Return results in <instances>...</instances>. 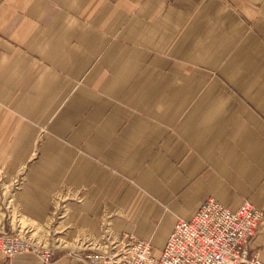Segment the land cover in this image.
Returning a JSON list of instances; mask_svg holds the SVG:
<instances>
[{"label": "crops", "instance_id": "obj_1", "mask_svg": "<svg viewBox=\"0 0 264 264\" xmlns=\"http://www.w3.org/2000/svg\"><path fill=\"white\" fill-rule=\"evenodd\" d=\"M23 169L0 232L63 252L109 223L160 257L210 198L264 212V0H0V176Z\"/></svg>", "mask_w": 264, "mask_h": 264}, {"label": "built area", "instance_id": "obj_2", "mask_svg": "<svg viewBox=\"0 0 264 264\" xmlns=\"http://www.w3.org/2000/svg\"><path fill=\"white\" fill-rule=\"evenodd\" d=\"M25 178V169L10 183L0 176V205L6 211L12 209ZM263 218L264 212L248 199L230 209L210 198L191 220L177 219L160 257L153 255L149 242L127 233L116 234L109 223L104 224L99 244L88 242L67 252L59 245L43 244L19 232H0V252L8 259L32 254L44 264H51L62 254L87 264H264L248 249Z\"/></svg>", "mask_w": 264, "mask_h": 264}, {"label": "rangeland", "instance_id": "obj_3", "mask_svg": "<svg viewBox=\"0 0 264 264\" xmlns=\"http://www.w3.org/2000/svg\"><path fill=\"white\" fill-rule=\"evenodd\" d=\"M10 234H15V233H10Z\"/></svg>", "mask_w": 264, "mask_h": 264}]
</instances>
